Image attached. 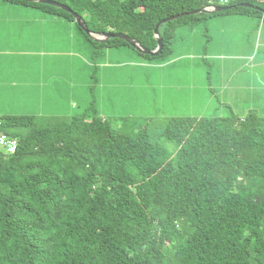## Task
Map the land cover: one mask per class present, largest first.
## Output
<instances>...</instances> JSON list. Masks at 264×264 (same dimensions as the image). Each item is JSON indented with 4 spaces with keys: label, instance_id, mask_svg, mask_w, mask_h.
<instances>
[{
    "label": "trees",
    "instance_id": "1",
    "mask_svg": "<svg viewBox=\"0 0 264 264\" xmlns=\"http://www.w3.org/2000/svg\"><path fill=\"white\" fill-rule=\"evenodd\" d=\"M7 1L76 23L50 5ZM54 1L89 31L151 51L159 22L227 8L161 26L160 55L172 52L178 26L218 14L264 23V0ZM79 29L95 48L131 47ZM91 110L0 116V135L18 143L0 155V264H264V116L106 120Z\"/></svg>",
    "mask_w": 264,
    "mask_h": 264
},
{
    "label": "rangeland",
    "instance_id": "2",
    "mask_svg": "<svg viewBox=\"0 0 264 264\" xmlns=\"http://www.w3.org/2000/svg\"><path fill=\"white\" fill-rule=\"evenodd\" d=\"M42 13L0 0V116L91 115L94 106L106 120L228 117L223 97L264 116L258 17L250 25L254 34L243 20L219 14L193 28L178 26L172 52L148 58L129 46L95 48L76 23L74 32ZM59 80L61 93L53 84Z\"/></svg>",
    "mask_w": 264,
    "mask_h": 264
},
{
    "label": "water",
    "instance_id": "3",
    "mask_svg": "<svg viewBox=\"0 0 264 264\" xmlns=\"http://www.w3.org/2000/svg\"><path fill=\"white\" fill-rule=\"evenodd\" d=\"M18 1H26L29 3H39V4L50 5V6L62 9L63 11L72 14L74 16V19H76L75 20L76 24L87 35H89L93 40L102 43V42L108 41L110 39H115V38L121 39V40L127 42L136 51H138L142 54L150 55L152 57L159 56L163 52V41H162V37L160 35L161 26H163L167 23H170L172 21H175L178 18H181L183 16L200 15V14H213V13H217V12H223L227 9L224 7H209L206 9L199 10V11L190 12V13L178 15V16H173V17H170L168 19H165V20L159 22L155 28V31H154V38L157 40L158 45H157V48L155 50L151 51V50L144 48L143 45L139 41L134 40V39H132L126 35H123V34L110 33V32H108V33H94V32L89 31L88 27L86 26V24L84 22V19L81 16H79L78 14L74 13L70 7H68L67 5H64L62 3L56 2L54 0H18ZM242 7L251 8L252 5L244 4V5H242Z\"/></svg>",
    "mask_w": 264,
    "mask_h": 264
},
{
    "label": "crops",
    "instance_id": "4",
    "mask_svg": "<svg viewBox=\"0 0 264 264\" xmlns=\"http://www.w3.org/2000/svg\"><path fill=\"white\" fill-rule=\"evenodd\" d=\"M27 15V14H26ZM42 16L44 17V18H46V19H49L50 21H52V19H55L54 21H53V24H55V25H60V26H62V25H65V26H67V27H72V28H70L72 31H74V27L72 26L73 25V23H69V22H67V21H63V20H65V18L63 19V17H60V16H58V15H54V14H49V13H46V12H44V13H42ZM51 17H54V18H51ZM236 17V19L235 20H239V21H244V24L245 25H247V26H249L250 27V25L252 24V18L254 19L255 17H248V16H235ZM257 24V22H255L252 26H254V28H255V25ZM64 27V26H63ZM250 29H251V32L254 34V29L253 28H251L250 27ZM253 30V31H252ZM75 32V31H74ZM264 34V28H263V26H262V28H261V33H260V37L262 36ZM242 65H244V62H242L241 63ZM54 84V86L56 87L55 89L58 91V92H62V89H61V85H62V80H59L57 83H53ZM50 85H51V83L49 84V87H50ZM76 82L74 81V83H73V85H72V87H70L69 88V90H70V93H71V95H72V97L74 96V94H75V92H76ZM223 92H230L231 94H232V96H234V93L236 92L234 89H232V90H229L228 88H224V90H223ZM236 96V98H237V95H235ZM222 104H223V106L225 107V109L227 108L228 110H230L232 113H234V114H236V115H238V116H240V117H246V115L248 114V112L250 111H252V110H255V108H253V107H247V109L249 110L248 112H247V109L246 108H239V106H237V104H235V102H233V101H231V100H229V99H226L225 97H223V100H222ZM52 113H54V112H52ZM240 113V114H239ZM59 116V115H58Z\"/></svg>",
    "mask_w": 264,
    "mask_h": 264
},
{
    "label": "built area",
    "instance_id": "5",
    "mask_svg": "<svg viewBox=\"0 0 264 264\" xmlns=\"http://www.w3.org/2000/svg\"><path fill=\"white\" fill-rule=\"evenodd\" d=\"M226 3L227 0H221ZM18 143L5 135H0V155H13L17 151Z\"/></svg>",
    "mask_w": 264,
    "mask_h": 264
}]
</instances>
